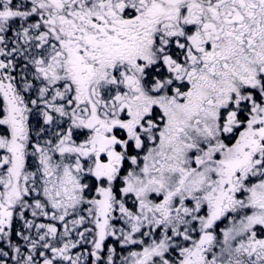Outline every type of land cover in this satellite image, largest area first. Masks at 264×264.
Here are the masks:
<instances>
[{"label": "snow or ice", "instance_id": "1", "mask_svg": "<svg viewBox=\"0 0 264 264\" xmlns=\"http://www.w3.org/2000/svg\"><path fill=\"white\" fill-rule=\"evenodd\" d=\"M0 264H264V0H0Z\"/></svg>", "mask_w": 264, "mask_h": 264}]
</instances>
